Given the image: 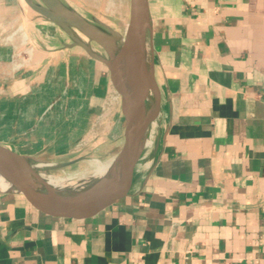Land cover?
<instances>
[{"label":"crops","instance_id":"1","mask_svg":"<svg viewBox=\"0 0 264 264\" xmlns=\"http://www.w3.org/2000/svg\"><path fill=\"white\" fill-rule=\"evenodd\" d=\"M105 7L93 18L124 34L130 0L116 16ZM148 10L161 113L128 194L74 220L0 192V264H264V0H148ZM20 27L34 47L25 67ZM71 42L25 0H0V143L72 162L53 172L93 156L74 153L105 103L114 156L124 140L108 67Z\"/></svg>","mask_w":264,"mask_h":264},{"label":"water","instance_id":"2","mask_svg":"<svg viewBox=\"0 0 264 264\" xmlns=\"http://www.w3.org/2000/svg\"><path fill=\"white\" fill-rule=\"evenodd\" d=\"M25 1L71 37L72 42L67 44L68 47L81 46L89 55L106 64L112 83L121 97L124 140L106 173L93 180L90 186L85 183L68 190L50 183L42 169L54 171L72 162L55 165L0 143V192L19 195L34 208L50 216L88 219L128 194L135 166L148 147L140 143V139L153 119L158 124L160 117L162 95L156 77L148 0H130L129 21L124 34L99 19L89 20L65 0H42L43 4L34 0ZM93 41L101 46L102 53L94 48ZM126 54L134 57L149 84V89L139 99L131 96L118 79L114 62ZM15 170L26 171L20 181L14 176ZM45 191L55 195L53 200L44 201Z\"/></svg>","mask_w":264,"mask_h":264},{"label":"rangeland","instance_id":"3","mask_svg":"<svg viewBox=\"0 0 264 264\" xmlns=\"http://www.w3.org/2000/svg\"><path fill=\"white\" fill-rule=\"evenodd\" d=\"M71 7L79 14L87 17L93 18V15H100V10H102L105 6L107 11L104 13L116 16L118 13V5L120 0H65ZM111 4V6H110ZM104 5V6H103ZM97 12V13H96ZM93 15H92V14ZM105 17H103V20ZM19 25L16 26V28ZM23 33V32H22ZM93 44L96 47L101 48V46L93 41ZM120 101L121 97L118 96ZM59 96L53 97V99L49 103V108H59L62 103L59 100ZM107 100V99H106ZM109 102V100H107ZM121 105V102H120ZM111 107L109 103H105L104 109L102 110V115L98 116L94 121H92L93 129H88L84 131L81 139L78 141L79 146L78 150L74 153V155H85L92 156L82 162H79L73 169H66L61 172H53L48 169H42V172L48 176H57L64 178L66 181H73L77 184V187L84 185L86 182H91L100 175H96V160H100L101 162L107 163L111 162L114 156V144L113 138L116 134V127L114 126L112 120ZM114 108L116 106L113 105ZM117 107L119 105L117 104ZM106 113V114H105ZM90 124V122H88ZM81 144V145H80ZM93 166V167H92ZM87 177V178H86Z\"/></svg>","mask_w":264,"mask_h":264},{"label":"bare ground","instance_id":"4","mask_svg":"<svg viewBox=\"0 0 264 264\" xmlns=\"http://www.w3.org/2000/svg\"><path fill=\"white\" fill-rule=\"evenodd\" d=\"M19 30L23 31L22 33V43H26L29 39L28 34L26 31L23 30L22 27L19 28ZM115 67L118 70V79L124 86V89L129 92L131 96H133L136 99H139L142 95H144L145 91L149 89L148 81L143 74L140 66L134 59V57L130 54H126L120 58H117L114 62ZM157 127V121L153 119L152 123L148 126L146 133L143 134V137L140 139V143L146 144L148 147L153 143L154 136H152V133L156 130ZM96 170L97 173L100 175H103L107 172L111 162H101L100 160H96ZM41 167H43V164H41ZM93 167V166H92ZM25 170H15L14 176L19 181L21 180V177L23 176ZM26 172V171H25ZM50 183L53 185L60 187L64 190L68 189H74L76 188L77 184L73 181H66L64 178L57 177V176H48L46 177ZM87 178V177H86ZM2 182V179L0 177V183ZM91 182H86L87 186H90ZM81 187V186H79ZM55 195H52L50 192H43V198H54Z\"/></svg>","mask_w":264,"mask_h":264},{"label":"built area","instance_id":"5","mask_svg":"<svg viewBox=\"0 0 264 264\" xmlns=\"http://www.w3.org/2000/svg\"><path fill=\"white\" fill-rule=\"evenodd\" d=\"M24 48L22 50H18L16 55L20 58V62L18 63L19 67H25L30 63V58L34 51V47L30 45L29 39L26 43H23Z\"/></svg>","mask_w":264,"mask_h":264}]
</instances>
